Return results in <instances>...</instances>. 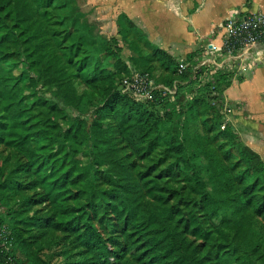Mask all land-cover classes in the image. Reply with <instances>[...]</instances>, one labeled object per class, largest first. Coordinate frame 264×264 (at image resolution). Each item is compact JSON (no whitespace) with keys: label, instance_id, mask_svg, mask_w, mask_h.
<instances>
[{"label":"trees","instance_id":"16d2710c","mask_svg":"<svg viewBox=\"0 0 264 264\" xmlns=\"http://www.w3.org/2000/svg\"><path fill=\"white\" fill-rule=\"evenodd\" d=\"M82 1L0 0V146L15 160L0 192L40 206L17 225L59 234L69 264H264V161L221 129L233 76L193 56L180 74L126 15L106 38ZM134 73L176 94L137 102L121 92Z\"/></svg>","mask_w":264,"mask_h":264},{"label":"crops","instance_id":"0c3cea01","mask_svg":"<svg viewBox=\"0 0 264 264\" xmlns=\"http://www.w3.org/2000/svg\"><path fill=\"white\" fill-rule=\"evenodd\" d=\"M235 10L264 15V0H84L83 11L106 38L116 37L117 20L126 15L147 39L172 57L216 60L224 44L222 25ZM260 62L233 76L224 99L234 109L231 127L264 161V44ZM129 54V53H128Z\"/></svg>","mask_w":264,"mask_h":264},{"label":"built area","instance_id":"2783aa9c","mask_svg":"<svg viewBox=\"0 0 264 264\" xmlns=\"http://www.w3.org/2000/svg\"><path fill=\"white\" fill-rule=\"evenodd\" d=\"M224 32V44L220 49L216 60L198 62L195 71L200 68H207L208 74L211 72H226L229 74L241 75L246 69H252L260 62L259 54L251 52L254 48L264 44V15L255 13H244L235 10L225 20L222 25ZM259 61V62H258ZM188 63L180 61L179 73L186 71ZM121 92L128 95L137 102H146L154 99L155 93L159 92L163 97H173L176 94V86L168 88L157 85L150 74L134 73L130 77L123 79ZM234 109L223 101V123L222 130L231 125V116ZM13 249L12 232L7 226H0V257H7L6 264H17L11 255Z\"/></svg>","mask_w":264,"mask_h":264},{"label":"rangeland","instance_id":"374dc122","mask_svg":"<svg viewBox=\"0 0 264 264\" xmlns=\"http://www.w3.org/2000/svg\"><path fill=\"white\" fill-rule=\"evenodd\" d=\"M82 8L84 5V0L82 1ZM71 118L77 116V113L72 111L69 112ZM84 118L89 120L90 115H84ZM238 141L242 146L247 147L239 138ZM124 155V154H122ZM8 157H12L10 150L0 146V184L4 183L14 168V159L10 158V162L7 161ZM143 165H152L148 160L143 163ZM3 172V175L1 173ZM25 193V192H22ZM30 196L33 192H28ZM7 197V203L3 201V198ZM25 197L24 194L10 193L6 188L0 192V218L5 219V221L12 227V222L16 223V227L21 231L23 235V240L25 241V247L17 245V257L20 259L21 264H69L71 261L68 260V255L76 252L75 249H70L73 247L67 240L61 241L58 245L59 234H51L49 238L43 240L39 239L41 233L39 229L26 227L27 222L23 225H17L20 217L32 216L35 211L39 210L40 206H28L24 204H19L22 198ZM11 209H14L11 212ZM10 214L14 217L11 219ZM70 245V246H69ZM31 255V256H30Z\"/></svg>","mask_w":264,"mask_h":264}]
</instances>
